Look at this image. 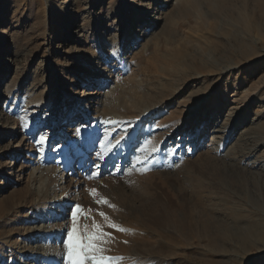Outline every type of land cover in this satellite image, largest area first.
Instances as JSON below:
<instances>
[{
	"label": "rangeland",
	"instance_id": "374dc122",
	"mask_svg": "<svg viewBox=\"0 0 264 264\" xmlns=\"http://www.w3.org/2000/svg\"><path fill=\"white\" fill-rule=\"evenodd\" d=\"M166 1L70 0L73 35L54 43L67 0H0V264H69L75 205L85 243L97 225L124 239L123 251L102 253L112 264H264V21L248 19L242 0ZM148 5L153 17L134 20ZM85 76L107 86L83 87ZM46 94L50 117L37 109ZM47 203L69 214L37 218ZM202 224L210 244L197 243ZM190 225L193 239L179 231ZM134 238H148V252Z\"/></svg>",
	"mask_w": 264,
	"mask_h": 264
},
{
	"label": "bare ground",
	"instance_id": "6f19581e",
	"mask_svg": "<svg viewBox=\"0 0 264 264\" xmlns=\"http://www.w3.org/2000/svg\"><path fill=\"white\" fill-rule=\"evenodd\" d=\"M76 1L77 0H72V4H75L76 3ZM79 1H83V0H79ZM203 1H205L206 3H208L209 5H211V4H214V5H217V4H219L220 2V0H190V2H191V5L193 6V7H195V6H198V5H200ZM169 2V0H167L166 2H165V5H167V3ZM242 2H243V5H244V7L247 9V12L249 13V14H247V18L248 19H250V20H252V19H254V20H262V21H264V0H242ZM67 8L65 9V12H64V16L65 17H67L68 19H70L69 20V26L67 27V29L63 32V33H61V34H57V35H55V37H54V43H62V42H67V41H69L70 39H71V35H73V30H72V27L74 26L73 25V20H74V18H73V10H72V5H71V2H70V0H67ZM252 6V8H250ZM219 8H220V6H219ZM156 10H158L156 7H151V6H146V7H144V8H140L138 11H136L135 13H134V20H136L137 18H139V19H143L144 21H147V20H149V19H151L152 17H153V14H155L156 13ZM159 13H160V11H159ZM159 18V17H158ZM157 22V21H156ZM156 22H154V23H156ZM137 30V29H136ZM135 30V31H136ZM133 31L131 30L130 32H128V33H132ZM133 37H135V35L133 36ZM137 37V36H136ZM135 37V38H136ZM161 55V54H160ZM113 56V55H112ZM167 59V58H166ZM115 61H116V63L118 64L119 63V61L117 60V59H114ZM162 60V59H161ZM173 60V59H172ZM165 62H167V61H165ZM115 64V63H114ZM116 65V64H115ZM147 70L149 69V72L150 73H154V75L156 76V75H159L161 72L164 74V73H166L165 71H164V69L161 67V65H160V67H155V66H153V65H149L148 64V67L146 68ZM228 68H226V70H227ZM109 76V75H108ZM94 77H96V79H92V78H94ZM94 77H92V76H90L89 78L87 77V76H85L83 79H81L80 80V85L81 86H83V87H86L87 85H94L95 83H98V85L96 86V88H98L99 87V89H101V88H103L104 86H107V84H106V80H104V81H100V82H98V80L99 79H101V78H97V76H94ZM110 77V76H109ZM49 78V75H47V77H46V79H48ZM104 84L103 86H101L100 84ZM62 85V84H61ZM124 86H122V88H123ZM7 92V91H6ZM94 93L93 92H88L86 95H93ZM97 94V93H96ZM120 94H125V96L126 97H134V99L135 100H137V101H139L138 103L140 104V102H141V100L143 101V99L142 98H147V97H145V96H147V95H145V96H140V95H137L134 91L133 92H130V93H128V92H120ZM119 94V95H120ZM118 95V96H119ZM34 100H35V98H34ZM39 103V105H38V111H43V108L44 107H46L49 103H50V101H49V95H44L43 96V98H41L39 101H38ZM90 103H96V101H94V99H91L90 101H89ZM106 103H107V106H106V110H112V108H117V106H118V99H115V100H112V99H106ZM161 103H164V102H160V103H156V105L157 104H161ZM44 106V107H43ZM53 107V106H52ZM37 112V111H36ZM44 112V114H48V116L50 117V116H53L52 114H50V111H43ZM110 114V111L109 112H107L106 111V113H105V115H109ZM71 116H73L72 115V112H71V108L70 109H68V108H66V114H65V117H66V119H69ZM82 116H83V114H82ZM39 117V116H38ZM44 119H45V117H40V120L42 121L40 124H43L44 123ZM81 119V118H80ZM83 120H84V118H83ZM39 124V121H37L36 119L35 120H32L31 121V123H29L28 125H27V128H26V133H32V129H34V128H36L37 126H39L40 125ZM51 124V123H50ZM96 124V121L94 122V125ZM7 133V132H6ZM223 133H225V130H223V129H221V128H215V129H213L212 130V140L214 141V144H217V145H219V142H221L220 140H222L223 139ZM6 137L8 138V137H10L8 134L6 135ZM5 137V138H6ZM86 138L87 137H89V135L87 134L86 136H85ZM114 145H112V146H110V148L109 149H107V151H109L110 152V154H108L110 157H113L115 154H116V148H114L113 147ZM16 153L17 154H21V151L20 150H18V151H16ZM108 156V157H109ZM85 173V172H84ZM90 174H92V173H87V174H84V177L86 176H90V178H91V175ZM52 174H50V176H51ZM69 175H71V173L69 174ZM94 178V177H93ZM62 179H63V177H62ZM91 180V179H90ZM94 180V179H93ZM55 182L57 181V177L55 178V180H54ZM88 181V180H87ZM64 208H63V210H62V207H63V205L61 204L60 205V209H59V205H56V204H50V203H47L46 205H43L41 208H37V209H34V214L36 213L37 214V218H39V219H41V217H42V215H43V213L41 212L43 209L44 210H49L50 211V213L53 211V210H55L56 209V207L58 208V216H60L58 219H62L63 217H67V215L69 214V207H70V205L68 204V203H64ZM40 206V205H39ZM38 206V207H39ZM44 212V211H43ZM35 216V215H34ZM56 216V215H55ZM14 219V218H13ZM43 220H44V218H42ZM42 220V221H43ZM231 220V219H230ZM36 221V220H35ZM57 223V222H56ZM57 226V225H56ZM51 228V227H50ZM201 229H203V230H200V236H198V237H196L197 238V243L199 244V243H202V242H204V241H206L208 244H210L212 241H213V236L211 235V233H210V231H209V228H208V224L207 225H201V227H200ZM61 229H62V227H61ZM148 229V228H147ZM105 230V229H104ZM106 231V230H105ZM108 231V230H107ZM106 231V232H107ZM150 231V230H149ZM179 231L183 234V235H185L187 238H189V239H193L196 235H195V231H193V229H192V226L190 225V226H188L187 228L184 226V227H182V229H179ZM104 233V232H103ZM57 234H58V238L57 239H55L54 241L55 242H57V240H62V238H63V235H62V231L60 230V231H58L57 232ZM56 234V235H57ZM152 234V233H151ZM62 235V236H61ZM109 235H111V234H109V233H106L105 234V237L107 236V239H110V238H113L112 240H111V242L112 243H108L107 245H105V246H103L102 248L105 250L104 252L105 253H109V252H113V251H117V250H121V251H123L124 249H125V244H124V242H123V238H121L120 236H117V235H115V236H113V235H111L112 237H109ZM147 235H149V234H147ZM152 236V235H151ZM159 236V235H158ZM131 237V236H130ZM144 237V236H143ZM154 237V236H153ZM182 237V236H181ZM131 239V238H130ZM126 240H128V239H126ZM133 241H134V243L136 244V247L137 248H139V247H141L140 245H143L144 247H142L141 249L142 250H144V252H148V250L150 249V247H149V245L150 244H152V242L148 239V238H144V239H141L140 241L141 242H138V239H136V238H134V239H132ZM51 241H53V239L52 240H50L49 242L51 243ZM156 241V240H155ZM130 243V242H129ZM133 243V244H134ZM157 243V242H156ZM132 244V243H131ZM43 246V245H42ZM152 246V245H151ZM140 249V250H141ZM54 250V249H53ZM127 250V249H126ZM62 251V250H61ZM115 253V252H114ZM126 253V252H125ZM130 253V252H129ZM133 253V252H132ZM127 254V253H126ZM131 254V253H130ZM129 254V255H130ZM128 256V255H127ZM21 260H22V258L20 257L19 258V262H21ZM122 262V261H121ZM150 263V262H149ZM148 264V263H147Z\"/></svg>",
	"mask_w": 264,
	"mask_h": 264
},
{
	"label": "snow or ice",
	"instance_id": "6c2138e0",
	"mask_svg": "<svg viewBox=\"0 0 264 264\" xmlns=\"http://www.w3.org/2000/svg\"><path fill=\"white\" fill-rule=\"evenodd\" d=\"M76 134L80 135V129L76 130ZM47 136L39 135L38 137V147L43 149L47 144ZM94 167L99 168V164H95ZM92 195H96L95 190H91ZM108 204L106 199L97 203ZM110 207H115L114 205H109ZM82 208L79 205L73 206L70 212V217L74 223L73 231L68 234V261L69 264H88V261H92V264H112L111 258H106L102 253L105 251L101 244L104 242L105 234L103 231L99 230V225H97L98 231L94 235H89L87 237V243L84 242V238L78 234V230L75 226L77 217L81 214ZM104 216V213H100ZM111 227H117L116 225H110ZM118 231H126L125 229L118 228Z\"/></svg>",
	"mask_w": 264,
	"mask_h": 264
}]
</instances>
